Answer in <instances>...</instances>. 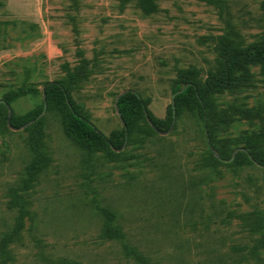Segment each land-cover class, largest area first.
I'll list each match as a JSON object with an SVG mask.
<instances>
[{"label": "rangeland", "instance_id": "374dc122", "mask_svg": "<svg viewBox=\"0 0 264 264\" xmlns=\"http://www.w3.org/2000/svg\"><path fill=\"white\" fill-rule=\"evenodd\" d=\"M27 19L44 21L54 55L33 52ZM225 38L264 45V0H0V97L36 89L8 105L23 115L46 82L69 81L80 114L108 137L122 127V92L165 119L178 73L205 78ZM248 72L214 96L229 156L264 132V74L258 64ZM40 118L34 129L0 124V264H264V166L212 160L198 115L151 135L144 118L122 149L93 153L56 113ZM107 224L118 235L105 236Z\"/></svg>", "mask_w": 264, "mask_h": 264}, {"label": "trees", "instance_id": "16d2710c", "mask_svg": "<svg viewBox=\"0 0 264 264\" xmlns=\"http://www.w3.org/2000/svg\"><path fill=\"white\" fill-rule=\"evenodd\" d=\"M220 57L217 68L209 71L203 79L196 69L180 71L172 90L173 95H175L174 117L183 114L199 116L208 143L219 153V158L216 159L210 152L212 160L215 162H220L223 159L230 160L232 156L227 155L218 145L219 141L216 138L218 115L214 96L225 90L235 89L245 84L248 81V70L252 64L260 65L264 74V45L241 48L230 39L225 38L222 41ZM43 92L45 94L44 99L42 97L39 106L23 115H16L12 112L10 118H8L7 106L16 98L28 93L36 94L37 90L20 87L17 90L2 94L0 100H3L4 104H0V124L3 121H8L10 127L20 129L32 122L29 128H38L41 126L43 119L36 120V118L41 113L45 102L46 110L59 116L64 134L85 152L93 153L95 151L122 149L127 137L139 128V122L144 118H148L155 127V129L150 127L145 131L148 135L154 134V130H168L173 121L171 107L168 109L165 119H157L147 109V101L140 94L127 90L117 100V109L121 116L122 127L107 137L80 114L71 97L69 81L46 82L40 94L42 95ZM244 144L245 150H238L230 162L232 164H251L252 161H256L264 166V160L260 158L258 152V150L264 148V132L246 137ZM260 219L264 227V210ZM104 235L113 237L118 235V231L107 224ZM262 246L264 247V238Z\"/></svg>", "mask_w": 264, "mask_h": 264}, {"label": "crops", "instance_id": "0c3cea01", "mask_svg": "<svg viewBox=\"0 0 264 264\" xmlns=\"http://www.w3.org/2000/svg\"><path fill=\"white\" fill-rule=\"evenodd\" d=\"M24 27L22 31L23 37L26 41H36L38 42L33 52L37 51L38 56H42L43 58L48 54L52 56L55 54V50H51V48L47 49L45 43L46 39V31H45V23L42 19H27L22 23Z\"/></svg>", "mask_w": 264, "mask_h": 264}, {"label": "water", "instance_id": "95a60500", "mask_svg": "<svg viewBox=\"0 0 264 264\" xmlns=\"http://www.w3.org/2000/svg\"><path fill=\"white\" fill-rule=\"evenodd\" d=\"M124 92H126V91H124ZM124 92H122L120 95H122ZM44 95H45V94H44V92H43V93H42V97H43V99H44ZM120 95H119V96H120ZM119 96L116 98V101H115V109H116V112H117L118 118H119V120L121 121V116H120V113L118 112V109H117V100H118ZM174 97H175V95H172V97H171V108H172V113H173V121H174ZM0 104H4V101H3V100H0ZM7 109H8V114H9V118H10V116H11V109L9 108V106H7ZM45 110H46V104H45V102H44V104H43V109H42L41 113L38 115V117L36 118V120H38L40 117H42V115L44 114ZM145 116H146V114H145ZM146 117H147V116H146ZM147 121L149 122V124L151 125V127H152L153 129H155V127L153 126V124L151 123V121L148 120V118H147ZM173 121H172V124H173ZM31 123H32V122H31ZM31 123H28V124L22 126L21 128H24L25 126H27V125H29V124H31ZM171 127H172V125H171ZM171 127H170V129H171ZM21 128H20V129H21ZM13 129H14V128H13ZM166 133H168V132H166ZM166 133H165V134H166ZM237 151H238V150H237ZM237 151L234 152L233 156L231 157L230 160H228V162H230V161L233 159V157H234V155H235V153H236ZM215 157H216V158H219L217 154H215Z\"/></svg>", "mask_w": 264, "mask_h": 264}]
</instances>
